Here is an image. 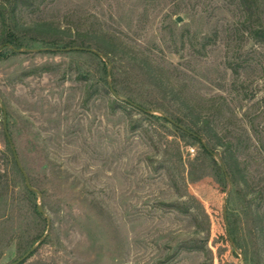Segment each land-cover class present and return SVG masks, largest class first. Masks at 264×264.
<instances>
[{
    "label": "rangeland",
    "instance_id": "rangeland-1",
    "mask_svg": "<svg viewBox=\"0 0 264 264\" xmlns=\"http://www.w3.org/2000/svg\"><path fill=\"white\" fill-rule=\"evenodd\" d=\"M243 21L237 0L21 6L23 48L0 46V264H264V42Z\"/></svg>",
    "mask_w": 264,
    "mask_h": 264
},
{
    "label": "trees",
    "instance_id": "trees-1",
    "mask_svg": "<svg viewBox=\"0 0 264 264\" xmlns=\"http://www.w3.org/2000/svg\"><path fill=\"white\" fill-rule=\"evenodd\" d=\"M28 0H0V46L3 48H10L12 53H17L23 48L21 38L16 31L17 28V14L21 6H26ZM242 12L244 13L243 24L250 38L257 42H264V24L262 22V9L259 0H237ZM72 41L67 42L65 48H70ZM61 50L57 45H53L50 48L51 52ZM94 56H99L97 53H91ZM110 77V75H109ZM113 87V86H112ZM114 90V89H113ZM115 96L117 95L114 90ZM128 103L137 108H141L139 105H135L133 102ZM144 110V109H143ZM163 120L172 124L181 134L186 135L193 139L195 142L201 145V148L209 156L212 155L209 143H205V136L200 129H196L193 126L185 124L183 119L167 118L163 117ZM27 187V186H26ZM27 191L34 195L35 191L27 188ZM227 236L234 242L236 249H241L240 245L236 241L235 229L233 225L229 223V227L225 229Z\"/></svg>",
    "mask_w": 264,
    "mask_h": 264
},
{
    "label": "water",
    "instance_id": "water-1",
    "mask_svg": "<svg viewBox=\"0 0 264 264\" xmlns=\"http://www.w3.org/2000/svg\"><path fill=\"white\" fill-rule=\"evenodd\" d=\"M182 21L181 17H177L176 18V22L180 23ZM68 50H83V51H87V52H91V53H96L95 51L91 50V49H85V48H71V49H68ZM108 76L110 75V68L108 69V72H107ZM108 86H109V89L111 91V93L113 95H115L114 91H113V88H112V84L111 82H108ZM3 128H4V131H5V134H6V137H7V140H8V143L10 144V147L12 149V153L14 155V158H15V161L17 163V166L18 168L20 169L21 173L23 174V177L25 179V183H26V186L28 189L30 190H33V188L29 185V181H28V177L27 175L25 174V172L23 171L22 169V166L17 158V155L15 153V150H14V147L12 145V141L10 139V136L8 134V131H7V126H6V115H5V112H4V125H3ZM225 176H226V172L223 170ZM38 212L41 213L42 212V209H41V206H38ZM223 215H224V219H225V224H226V227H227V222H226V207L223 208ZM230 239V238H229ZM230 242L232 243L231 239H230ZM34 250V247L28 251L22 258H20L19 260H17L16 262L12 263V264H20L22 263L23 261H25L29 255L31 254V252ZM240 256L242 257V254H240Z\"/></svg>",
    "mask_w": 264,
    "mask_h": 264
}]
</instances>
